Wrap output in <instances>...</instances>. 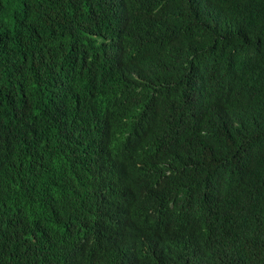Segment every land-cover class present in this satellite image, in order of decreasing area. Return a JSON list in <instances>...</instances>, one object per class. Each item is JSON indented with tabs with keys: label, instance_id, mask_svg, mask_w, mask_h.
<instances>
[{
	"label": "trees",
	"instance_id": "obj_1",
	"mask_svg": "<svg viewBox=\"0 0 264 264\" xmlns=\"http://www.w3.org/2000/svg\"><path fill=\"white\" fill-rule=\"evenodd\" d=\"M0 264H264V0H0Z\"/></svg>",
	"mask_w": 264,
	"mask_h": 264
}]
</instances>
